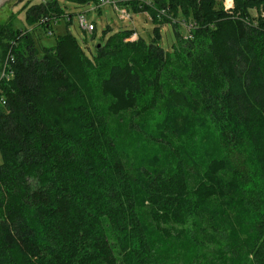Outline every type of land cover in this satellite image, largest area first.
Here are the masks:
<instances>
[{"label":"trees","instance_id":"trees-1","mask_svg":"<svg viewBox=\"0 0 264 264\" xmlns=\"http://www.w3.org/2000/svg\"><path fill=\"white\" fill-rule=\"evenodd\" d=\"M167 2L186 20L194 7L190 34L174 51L159 44V25L140 39L158 68L151 105L165 94L170 102L168 128L182 137L190 115L222 149L195 180L183 156L158 170L112 132L111 119L136 112L146 85L133 55L121 56L137 46L119 38L128 29L89 54L70 32L38 48L36 29L51 35L66 16L59 0L29 3L25 29L0 23L3 63L13 57L1 84L0 264H176L178 247L211 264H264V11L251 13L264 0L154 8ZM245 230L241 244L231 241Z\"/></svg>","mask_w":264,"mask_h":264},{"label":"rangeland","instance_id":"rangeland-1","mask_svg":"<svg viewBox=\"0 0 264 264\" xmlns=\"http://www.w3.org/2000/svg\"><path fill=\"white\" fill-rule=\"evenodd\" d=\"M45 0H9L0 8V23L12 20L15 28L25 29L27 24L26 13L27 5L40 3ZM59 0L65 8L66 16L53 23L54 33L47 35L43 33V29H36L35 40L38 48L43 49L44 46H54L59 35L66 32L72 33L85 49L86 52L92 54L95 44L102 37L107 38L109 35L118 31L129 30L120 34L123 44H137L134 47H124L121 52L122 57L131 58L133 55L136 60L137 67L143 73L146 85L144 95L140 98L138 110L136 112H127L120 117L111 119V127L113 134L117 137L120 143L129 153L130 157L135 160H140L149 166H154L158 170L162 165L174 167L177 156H183L187 170L192 174V180H195L200 170L206 166L209 159L213 156H220L222 149L215 135L211 131L204 130L194 124L192 116L188 115L185 131L182 137L178 138L175 132L168 128L165 119L169 111L170 102L166 99V94L156 105H151L152 101V86H149L155 77L158 70L156 62L152 61L148 56L147 48L144 46L140 37L150 42L155 36L156 27L159 25V44L165 50L174 51V46L179 40V36H187L190 30L194 28L193 8H189V16L183 14V10L176 15L175 9L167 2L160 9L154 8L156 0H125L122 1L118 8L112 4H105L101 8L96 7L95 0ZM165 0H158L162 4ZM158 4V5H159ZM217 5H222L226 10H232L236 5L235 0H216ZM166 9L165 14H160V10ZM123 10L128 12L124 17ZM152 10V11H151ZM156 11L158 15H155ZM264 9L259 10L257 6L251 9L253 16H257ZM79 13H84L89 21H94L96 31L85 30L79 22ZM68 14H71L69 20ZM123 15V17H122ZM168 20L165 23L157 21ZM159 20V19H158ZM179 24L178 28L174 27L173 22ZM105 30L107 32H105ZM179 33H178V32ZM142 42V43H141ZM143 44V45H142ZM112 54L110 56H113ZM97 66H100L99 64ZM96 69V67H95ZM94 69V72H95ZM98 69V68H97ZM3 70V51L0 47V75ZM170 69H164L161 72V85L167 91L168 83L171 80ZM96 71L95 73H97ZM168 73V74H166ZM96 75V74H95ZM3 158L0 152V164ZM189 168V169H188ZM247 231H240V234L235 240L237 244L245 239ZM190 247V246H189ZM195 247V246H191ZM176 252V264H211L207 253L201 254L191 250L188 256L186 254Z\"/></svg>","mask_w":264,"mask_h":264},{"label":"built area","instance_id":"built-area-1","mask_svg":"<svg viewBox=\"0 0 264 264\" xmlns=\"http://www.w3.org/2000/svg\"><path fill=\"white\" fill-rule=\"evenodd\" d=\"M122 1H125V0H100V2H98L96 4V7L101 8L105 4H112L115 8H118ZM123 12L126 13L127 11L123 10ZM159 12H160V14H165L166 9L159 11ZM126 14L127 15L124 14V17L127 16V18H128V16H129L128 12ZM122 17H123V15H122ZM79 22H80V25L87 31L92 32L95 29H97L95 22L89 21L84 13H79ZM11 59H13V57L10 55V57L8 56L6 61L3 63V70H2V73L0 75V104L6 103L5 96L1 92L2 91L1 84H2L4 79H8L11 77V72L9 71Z\"/></svg>","mask_w":264,"mask_h":264},{"label":"water","instance_id":"water-1","mask_svg":"<svg viewBox=\"0 0 264 264\" xmlns=\"http://www.w3.org/2000/svg\"><path fill=\"white\" fill-rule=\"evenodd\" d=\"M9 0H0V8L5 5Z\"/></svg>","mask_w":264,"mask_h":264},{"label":"flooded vegetation","instance_id":"flooded-vegetation-1","mask_svg":"<svg viewBox=\"0 0 264 264\" xmlns=\"http://www.w3.org/2000/svg\"><path fill=\"white\" fill-rule=\"evenodd\" d=\"M253 1H260V0H253Z\"/></svg>","mask_w":264,"mask_h":264}]
</instances>
